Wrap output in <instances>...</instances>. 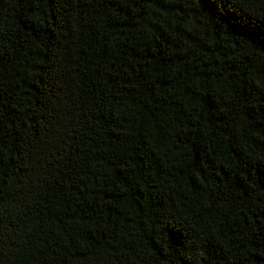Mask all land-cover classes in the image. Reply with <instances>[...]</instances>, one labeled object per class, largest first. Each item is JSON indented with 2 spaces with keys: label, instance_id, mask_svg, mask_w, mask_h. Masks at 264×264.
Here are the masks:
<instances>
[{
  "label": "trees",
  "instance_id": "obj_1",
  "mask_svg": "<svg viewBox=\"0 0 264 264\" xmlns=\"http://www.w3.org/2000/svg\"><path fill=\"white\" fill-rule=\"evenodd\" d=\"M0 264H264V0H0Z\"/></svg>",
  "mask_w": 264,
  "mask_h": 264
}]
</instances>
